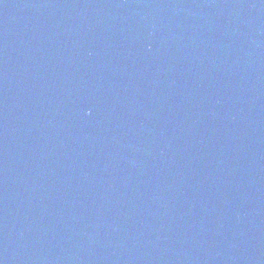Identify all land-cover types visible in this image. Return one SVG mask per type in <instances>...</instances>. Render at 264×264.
I'll return each instance as SVG.
<instances>
[{
	"label": "water",
	"instance_id": "95a60500",
	"mask_svg": "<svg viewBox=\"0 0 264 264\" xmlns=\"http://www.w3.org/2000/svg\"><path fill=\"white\" fill-rule=\"evenodd\" d=\"M0 264H264V0H0Z\"/></svg>",
	"mask_w": 264,
	"mask_h": 264
}]
</instances>
